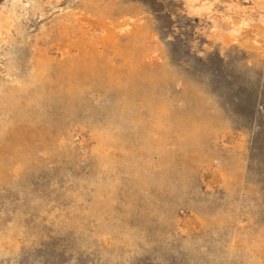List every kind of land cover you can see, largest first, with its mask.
Here are the masks:
<instances>
[{
    "label": "bare ground",
    "instance_id": "obj_1",
    "mask_svg": "<svg viewBox=\"0 0 264 264\" xmlns=\"http://www.w3.org/2000/svg\"><path fill=\"white\" fill-rule=\"evenodd\" d=\"M21 1H9L6 5L4 0L1 6L0 47L11 45L22 33L21 19L27 13V6L18 10ZM218 1L223 0H188V3L192 12H206L213 18L214 39L222 50L237 46L246 49L252 60L264 63L263 14L258 21L254 14L255 20L243 13L238 20H233L229 13L223 18L212 13ZM155 37L152 24L144 20L139 8L120 0H85L68 22L59 20L55 27L32 40L25 37L27 46L22 57L10 66L12 86L0 84V184L13 185L25 178L34 164L41 162L39 153L48 158L65 156L75 161L72 128L76 124L88 126L95 137L93 179L89 186L81 182L82 192L72 190L66 195L72 196L74 203L71 210L63 213L61 223L83 232L89 220L94 221V234L100 244L105 243V254L112 260L122 253L119 247L122 243L129 251L143 240L144 218L140 215L139 203L151 196V188L158 190L152 213L160 222L179 225L176 201L190 188L197 169L216 158L210 145L226 127L204 87L202 93L196 88L184 91L183 95L172 93L174 77L166 67L170 62H164L167 57L163 59V54L167 53H163L159 43L155 44ZM50 43L57 46L61 59L48 53L46 46ZM88 92H93L92 97L99 93L103 113H98L86 97ZM81 111L86 113L82 119ZM97 116L102 121H97ZM221 170L228 191L227 202L214 210L201 211V221L206 228L218 225V234L225 237L228 233L223 226L251 211H241L234 199L237 187L244 181L242 155L236 153V158L230 161L223 158ZM123 175L126 177L122 178ZM121 185L124 195L130 198L124 205L125 217L113 211ZM88 192L92 194V201L84 205L83 194ZM132 217L133 224L129 222ZM31 235L24 212L14 214L9 221L1 220L0 255L16 248L19 238ZM229 236V244L217 248L212 264L234 258L264 264L263 229L253 232L236 228Z\"/></svg>",
    "mask_w": 264,
    "mask_h": 264
},
{
    "label": "rangeland",
    "instance_id": "obj_2",
    "mask_svg": "<svg viewBox=\"0 0 264 264\" xmlns=\"http://www.w3.org/2000/svg\"><path fill=\"white\" fill-rule=\"evenodd\" d=\"M9 1L13 2V0H5L6 5L10 4ZM48 1L23 0L17 5L18 10L26 5L27 13L21 19L24 24L22 23L20 36L18 34L11 45L0 47V54L3 55V57L0 55V62L3 63V65L0 63V84L6 87L12 86L10 66L22 57L27 46L25 37H30L32 40L36 36H41L44 30L55 27L59 20L68 22L72 15L79 11L85 0H56L57 3L55 0ZM235 1L216 2L212 13L223 15V18L229 13L233 20H238L239 16L240 19L244 15L253 18V14L255 21L259 20L261 14L264 18L262 13L264 0ZM3 2L4 0H0V9ZM120 2L139 8L143 12L144 20L152 24L156 36L153 40L155 44L159 43L163 53H167V55L163 54V59L167 57L164 62L166 64L168 60L170 62L166 67L174 77L172 93L180 95L182 92L183 95L184 91L186 93L192 88L202 93L201 89L204 87L220 111L219 118L226 127L218 133V139L216 138L217 140L215 139L210 145V148L215 150L216 158L203 163L200 166L202 169L198 168L199 171L197 169L190 188L185 191L181 200L176 201L178 204L175 209L179 207V225L173 222H160L152 213L151 206L155 203L158 190L155 187L151 188V196L139 203L141 206L139 211L142 213L140 215L144 218L141 223L143 240L138 242L134 250H127L128 252L122 243L119 246L122 253L112 260L105 254V243L100 244L94 234V221L89 220L83 232H77L75 227L61 223L63 213L71 210L74 203L73 197L66 195L72 190L82 192L81 182L85 186L91 185L95 170V155L92 148L95 145L94 133L88 126L76 124L72 128L75 161L65 156L48 158L39 153L41 162L34 164L25 178L13 185L0 184V221H9L14 214L24 212L27 231L32 234L25 239L19 238L16 248L12 247L4 255L1 254L0 264H206L208 262L212 264L217 248L221 244L222 246L229 244V233L233 229L264 231V63L252 60L246 49L237 46L222 50L214 39L216 29L212 23L213 18H210L211 16L209 17L206 12L197 14L192 12L188 0H120ZM242 5L244 9L246 7L245 10L242 9ZM234 7H238V11ZM212 31L214 32L211 33ZM56 47L51 43L46 46L53 58L61 59V53ZM189 83L193 86H188ZM91 93L93 92H88L86 97L91 100L98 113H103L99 93L96 92L93 97ZM85 114V111H81L80 118L85 117ZM95 119L102 121L103 118L97 116ZM42 124L37 125L42 126ZM236 153L243 157L244 181L237 187L234 199L241 211H251V215H243L238 221L227 222L223 226L224 229L226 228L225 233H228L225 238L222 237L224 235L218 234L217 230L220 228L217 227L218 225L214 227L211 224L209 226L212 227L206 228L202 224L201 211H211L226 204L228 191L224 186L221 166L223 158L230 161L236 158ZM124 177L126 175L122 178ZM120 187L122 189L119 190L118 198L113 203V211L116 215L125 217L124 205L130 198L124 195L122 185ZM83 197V204H90L92 194L84 193ZM129 222L133 224L134 217L130 218ZM210 235L213 238L209 237ZM190 249L194 250V253ZM203 254L207 261L204 256H199ZM228 263L254 264L245 258H234L220 264ZM214 264L219 263L214 262Z\"/></svg>",
    "mask_w": 264,
    "mask_h": 264
}]
</instances>
